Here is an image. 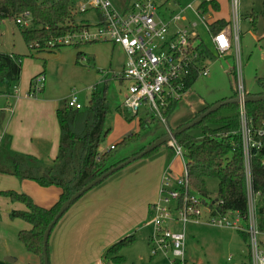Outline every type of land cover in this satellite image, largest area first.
Here are the masks:
<instances>
[{"label": "rangeland", "instance_id": "374dc122", "mask_svg": "<svg viewBox=\"0 0 264 264\" xmlns=\"http://www.w3.org/2000/svg\"><path fill=\"white\" fill-rule=\"evenodd\" d=\"M214 1L218 3V9L209 5L203 19H197L190 11L180 14L181 9L188 4L196 7L199 4L197 0H156L157 5H161L157 13L164 24L180 30H191L193 24V31L210 49V34L205 24L224 20L232 25L236 9L238 16V40L233 43L231 50L225 55L218 56L213 53V57L206 65L207 75H199L187 91L180 96L168 119L166 116L169 111L161 112L167 119L166 126L153 117L152 112H149L152 118H148L143 109L137 116H133L126 109L120 111L127 85L115 79V76L121 72L124 60L119 47L99 42L85 44L79 48L63 47L55 53L32 52L23 41L19 27L13 19L0 21V54L21 57V73L17 83L0 82V111L7 109L8 105L13 108L12 104L17 97H27L29 82L34 77L43 74L45 81L41 93L34 97H27L28 100L39 103L40 106L25 112L19 109L17 114L28 117L27 131L33 140L35 137L32 132L40 130L42 134L48 136L47 140L53 146L54 152L55 148L57 152L58 127L55 109L62 106L71 94H75L83 107L87 106L91 93L96 87L97 91L104 95L108 105V114L104 124L108 133L102 138L99 153L111 150L113 159L109 163H114L137 155L141 149L163 136L167 128L171 127V130H175L177 125H185L192 121L204 108L236 96L238 67L245 97L258 94L261 91L258 82L264 80V35L260 29V21L264 14L263 0H239L235 11H233L231 0ZM73 14L77 23L83 21L90 27L97 23L94 11L74 12ZM174 16L183 17L184 20L176 23ZM256 22H258L257 25ZM76 51L83 54L80 59L76 58ZM55 102L56 107L53 109ZM1 114L5 115L6 120L2 122L0 118V136L11 118L9 113H0V116ZM17 122L15 119V123ZM142 123H144L143 126ZM189 134L197 141L201 139V133L197 129L189 130ZM36 161L41 166L47 165L39 158H36ZM157 162L171 168L174 173L173 179L179 178L180 160L175 158L173 152L167 150L165 146L116 171L90 192L95 193L97 189H94L100 185L111 184L109 193L104 198L106 201L103 206L104 213L92 216L91 213L88 215L87 211V215L73 217L75 206L72 205L57 222L47 241L49 264L51 242L56 233L62 230L71 233L70 229L80 222L91 225L96 224L97 219L105 225L104 231L95 234L85 233L82 240L88 241L89 245L94 244L95 252L101 251L96 259L100 264H115L112 260L115 257L122 258L123 261L120 264H166L163 255H151L150 238L153 227L150 223V215L145 210L146 202L152 196V193L148 195L146 191L148 181H150L146 178L149 179V175L152 178L155 174L153 165H157ZM8 179L15 180L16 178L0 176V192L23 193L32 200L36 198L39 203H44L49 199L48 194L44 192L45 188H35L32 185V187H20L19 191H16L14 187L11 188L12 185L15 186V183ZM15 181L18 183L17 180ZM204 187L209 197L212 200L215 199L216 179H204ZM52 205L53 203L49 207ZM12 209L24 208L23 205L11 204L0 196V252L8 251L7 257L16 260V264H29V258L35 264H41L40 258L26 252L19 242L18 232L28 230L30 227L22 220L10 219L9 213ZM92 210L93 208L89 209L90 212ZM74 238L77 240V236ZM126 239H131V241L119 248L116 254L106 255L107 249ZM258 240L259 247L264 249V233L258 237ZM82 252L84 256H87L84 251ZM229 256L232 258L231 263L226 261ZM185 258L187 264H247L250 261L248 242L243 240L238 231L213 227L205 224L203 220L190 223L185 229ZM83 264H91V262L85 261Z\"/></svg>", "mask_w": 264, "mask_h": 264}, {"label": "trees", "instance_id": "16d2710c", "mask_svg": "<svg viewBox=\"0 0 264 264\" xmlns=\"http://www.w3.org/2000/svg\"><path fill=\"white\" fill-rule=\"evenodd\" d=\"M75 3L76 0H0V21L13 19L16 23L17 20L24 18V14H27L30 20L28 28L16 24L29 50L54 53L55 51L48 50L47 42L67 32L77 31L87 26L86 22L76 23L72 13ZM209 5L218 9L214 1L209 4L204 3L201 5L203 14L207 12ZM227 25L228 23L223 20L215 21L207 25L208 32L209 34L217 33ZM205 55L208 60L213 57L211 53L206 52ZM82 56V53L76 51L77 59ZM20 73L21 57L0 54V82L17 83ZM196 79L197 74L194 71L186 81L185 87L189 88ZM30 84L31 81L27 95L30 94ZM258 85L261 91L256 95H263L264 80L259 81ZM94 89L87 106L82 109L66 108L65 103L56 109L55 118L59 138L57 153L50 165L41 166L35 157L9 150L10 137L3 136L0 139V174L13 176L20 181L33 182L40 188L54 187L60 190L58 201L47 209L36 205L26 194L14 191L0 192V196L11 204L23 205L24 209H12L9 218L22 220L29 225L28 230L18 232V240L26 252L40 258L41 264L42 236L60 206L97 176L127 159L109 163L113 159L112 151L99 153L102 138L108 133V129L104 127L108 105L104 95L99 93L97 88ZM175 105L176 103H171L164 110L169 111L167 119ZM244 107L247 119L251 121L253 140L260 144L258 149H249L248 155L251 188L260 195L257 207V226L259 231L264 233V101L246 103ZM208 108L209 106L200 113ZM191 129L200 131V140L197 141L190 136L189 130ZM191 129L175 137L176 143L184 149L189 161L187 171L190 186L202 197L210 198L204 187V179H216L217 194L212 202H221L216 206L217 212L219 214L237 212L241 218H244L247 211V189L238 106L236 104L223 106ZM258 131L262 132L261 136L256 135ZM157 149L147 155L153 154ZM239 234L246 241L245 234L241 232ZM130 241L131 239H126L115 243L107 249L106 255L116 254L119 248ZM46 252L49 262L48 243ZM112 260L115 264L123 261L120 257Z\"/></svg>", "mask_w": 264, "mask_h": 264}, {"label": "built area", "instance_id": "2783aa9c", "mask_svg": "<svg viewBox=\"0 0 264 264\" xmlns=\"http://www.w3.org/2000/svg\"><path fill=\"white\" fill-rule=\"evenodd\" d=\"M197 1L199 4L196 7L188 4L181 9L180 14L190 11L197 19H203L201 5L209 4L211 0ZM238 1L231 0L233 11L238 6ZM160 6L156 0H125L120 4H115L112 0H76L72 13L94 11L97 23L93 27L87 24L80 30L67 32L47 42L46 46L52 51L99 42L120 47L124 52L125 62L115 78L127 85L122 108L131 112L133 116H137L143 109L147 117L152 118L149 115V112H152L153 117L166 126V119L161 112L169 104L179 101L180 96L187 91L185 83L194 71L197 77L207 75L206 65L209 60L206 52L212 56L213 53L222 56L231 50L233 43L238 40V19L234 13L232 25L229 23L221 31L210 34V49L193 31V24L191 30H180L164 24L157 13ZM23 17L16 23L28 28L29 17L27 14ZM173 19L176 23L184 20L180 16H174ZM205 26L208 31L207 24ZM237 72L235 97L239 99L237 106L246 172V215L241 218L237 212L219 214L216 206L221 202H212L211 198L202 197L193 190L189 183L187 171L189 161L185 151L175 139L170 140L166 147L180 160L179 178L173 179L168 170L163 172L158 198L150 205V223L153 227L150 238L151 255H163L166 264H187L185 229L188 224L200 220L213 227L244 233L248 242L249 264H264V249L259 247L258 240L262 233L257 226L260 195L251 188L248 155L249 149H258L260 144L253 140L251 121L247 119L242 102L245 92L239 67ZM44 81L43 74L34 77L27 97H34L40 93ZM65 106L73 110L83 108L75 94H71L65 100ZM167 132L171 131L167 128ZM256 135L261 136L262 132L258 131ZM226 261L231 263V256L227 257Z\"/></svg>", "mask_w": 264, "mask_h": 264}, {"label": "crops", "instance_id": "0c3cea01", "mask_svg": "<svg viewBox=\"0 0 264 264\" xmlns=\"http://www.w3.org/2000/svg\"><path fill=\"white\" fill-rule=\"evenodd\" d=\"M112 1L115 4H120L125 0H112ZM211 1H214V0H211ZM215 3L218 5L217 2H215ZM238 4H239V1H238ZM237 8H238V6H237ZM263 10H264V0H263ZM236 17L238 19L237 10H236ZM256 20H257V18H256ZM227 23L229 24L230 22H227ZM257 23L258 22H256V25H257ZM253 24H254V21H253ZM260 24H261L260 29L262 30V33L264 35V14H263V17L260 21ZM82 46H84V45H82ZM112 46L118 47V46H114V45H112ZM55 52H58V51H55ZM120 52L124 56V60L122 63V67H123V64L125 62V55H124V52L121 48H120ZM121 70H122V68H121ZM116 80H118V79H116ZM11 98H13V97H11ZM25 98L24 97H17L12 104L13 108H10V106L8 105L7 109L4 108L3 110L0 111V113H9L11 115V118H10L6 128H4L1 131V136L3 135V136L10 137L9 150H11L12 152L18 153V154H24V155L27 154L30 156L33 155L35 158H39L40 160L44 161L47 165H50L56 156L55 155L56 148H55V152H54L53 146L47 140L48 136L42 134L40 130L37 132H35V131L32 132V135L35 137V140H33L31 138V134L27 131V119H28V117H24L20 114H17L19 109L22 110V112H25L26 110H31L34 107L40 106L39 103L28 100L27 97H25ZM55 107H56V102L53 103V109ZM56 109H55V111H56ZM122 109L123 108L121 106L120 111ZM0 118L2 119V122H4L6 120L4 114H1ZM15 119L18 121L17 123H15ZM13 120H14V123H13ZM181 125H183V124L177 125L175 128H177L178 126H181ZM170 129H171V127H170ZM172 129H174V128H172ZM57 130H58V138H59V129L57 128ZM1 136H0V139L3 137V136L2 137ZM57 146H58V139H57ZM165 148L167 150H170L167 147H165ZM152 159H154V158H152ZM179 165H180V167H179V174H180L181 164H179ZM153 168H154L153 172H155V174L152 175V178L150 177V175H149V179L146 178V180H150V181H148V187L146 188V191H148V195L152 193V196H150V198H148V200L146 202V206H145V208H146L145 210L147 213H149V215H150V205L154 201H156L158 198V190H159L160 180H161V176H162L163 172L168 170L172 175L174 174L168 165L164 166L161 163H158L157 165H153ZM0 176L3 177V176H7V175L0 174ZM8 180H11V182L15 183V186L11 184L12 185L11 188L14 187V189L16 191H19L18 189H20V187H24V188H25V186L32 187V185H34L35 188L36 187L40 188L35 183L30 182V181H20L18 179H15L18 182V183H16V181L14 179H8ZM110 187H111V184L110 185L109 184L100 185L98 187L99 189L98 188L94 189V190L97 189L95 193H90L92 191V190H90L89 192L84 194L74 204L75 207H74V211H73V217H75V216L80 217L83 215H87V213H86L87 211L89 212L88 215L92 214V216H94V215L97 216V214L104 213L103 211H105V209L103 208V206L105 204L104 202H106L104 198L108 195ZM44 192H46L45 194H48V196H49V199H47V201H45L44 203H39L36 200V198H33L30 194L29 195L33 198L32 201L36 205H38L39 207L47 209L52 203L54 205L58 201L59 195H60V190L57 188H54V187H49V188H45ZM125 192H127V190ZM154 192L156 194H154ZM156 195H157V198H156ZM106 204L110 205V203H106ZM91 208H93V210L90 212L89 209H91ZM104 227H105V225H103L101 223V220L97 219V223L96 224L94 223L91 225L84 224V223L80 222L76 227L70 229L71 233L67 232L66 230H62V231L56 233L54 238L52 239V242H51L50 264H83L85 261H88L89 263L91 262V264H100L98 262L99 260H96V259L98 258V256H100L99 254L101 251L98 250L95 252L93 250L94 244L89 245L88 241H85L84 239L82 240V238H83V235L85 233L95 234L98 232H102V231H104L103 230ZM75 236H77V240H75V238H74ZM87 236H88V234H87ZM82 251H84V253H86L87 256H84ZM8 255H9L8 251L0 252V264H16V260H13V259H12V261H13L12 263H8L5 261V259L8 258L7 257ZM29 264H35V263L33 262V260H31L29 258ZM247 264H249V263H247Z\"/></svg>", "mask_w": 264, "mask_h": 264}, {"label": "water", "instance_id": "95a60500", "mask_svg": "<svg viewBox=\"0 0 264 264\" xmlns=\"http://www.w3.org/2000/svg\"><path fill=\"white\" fill-rule=\"evenodd\" d=\"M261 101H264V94L263 95H250V96L245 97L242 100L244 105L246 103H255V102H261ZM238 103H239V99L234 97V98H230V99H227V100H223V101H221L219 103H216V104L210 106L208 109H206L205 111L200 113L195 119H193L189 123H187L185 125H182L178 129H175V130L171 131L170 133L166 132L163 136L157 138L152 143H150L148 146H146L137 155H134V156L126 159L125 161L121 162L120 164H117L114 167L108 169L106 172H104V173L100 174L99 176H97L94 180H92L90 183L85 185L79 191L75 192L69 199H67L60 206V208L58 209L57 213L55 214L53 219L50 221V223L47 225V227H46V229H45V231L43 233V236H42V247H41V250H42V264H49L48 256H47V252H46V246H47V241H48V238H49V235H50V232H51L52 228L56 225V223L59 221V219H61V217L68 211L70 206L72 204H74L77 200H79L84 194H86L87 192L92 190L94 187H96L97 185L102 183L104 180H106L109 176H111L116 171H118V170L122 169L123 167H125L126 165H128V164H130V163H132V162L144 157L145 155L149 154L153 150L166 145L167 142H169L170 140L175 139V137L178 134L193 128L195 125L199 124L206 116H208L209 114L215 112L219 108H221L223 106H226V105H230V104L238 105ZM5 261L8 262V263H12L13 262L12 259H10V258H6Z\"/></svg>", "mask_w": 264, "mask_h": 264}]
</instances>
